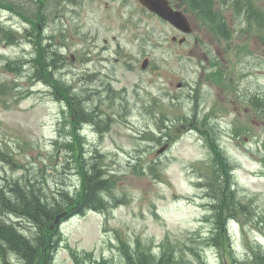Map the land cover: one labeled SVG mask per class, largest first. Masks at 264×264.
<instances>
[{"label":"rangeland","instance_id":"374dc122","mask_svg":"<svg viewBox=\"0 0 264 264\" xmlns=\"http://www.w3.org/2000/svg\"><path fill=\"white\" fill-rule=\"evenodd\" d=\"M259 3L264 8V0H259ZM99 6L103 5L97 2L87 8L91 12L88 16L92 17V20H87L84 24L88 29L99 26L102 28L101 42L104 37L117 36V41L110 45V55L113 60L114 55L119 56V42L122 45L127 44V38L129 39L132 31L122 28L120 14L126 11L123 9L120 13L117 2L116 10L113 12L116 28L111 33L106 32L103 29L105 28L103 18L106 20V16L98 11ZM226 18L231 28L236 31L231 43L232 48L225 43L217 42L202 23L195 21L193 23L196 27V35L200 38V45L209 46L215 52L220 51L222 53L220 57L225 62L227 71L236 70L234 77L247 75L240 78L242 91L247 89L252 93L264 94V39L255 33L240 36L238 20H235L231 13H228ZM138 19L144 21V18L138 17ZM8 20L0 11V25ZM147 20L164 42V47L159 46L160 49L150 51L155 63L163 71L164 76L159 77L162 81L153 83L149 80L150 77L159 74L157 71L149 76L145 75L143 80L139 68L129 69V65H116L117 81L114 87L128 92L123 93L122 98L115 102L113 106L115 110L109 109L107 102L102 104V108L106 111L110 110L113 113L118 111L110 132L102 137L95 130H91L95 133H90L87 137L86 153L89 157L93 156L96 150L104 154V162L108 169L120 177L114 194L119 198L126 195L128 203L120 204L106 215L88 213L86 216L68 219L61 226L65 242L57 252L54 264L72 263L69 247L81 254L93 253V257L99 261L107 259L110 264H125L120 251V238L130 243L141 240L144 245L157 248L166 236L172 243L178 241L189 256L186 258L194 264H199V260L189 250L190 247L203 250L207 264H223L217 251L210 250L206 244L205 238L209 235L212 224L205 220L206 212L202 204L205 191L194 182L199 173L194 165L204 162L209 154L204 140L195 132H185L181 139L163 154H158L157 151L164 143L144 141V129L155 128L156 120L146 114L145 110L143 112V107L152 103L154 98H158L159 101L169 104L173 115L171 100L178 97L174 102L176 106L186 112L191 111L194 104L189 99V92L186 88H179L178 84L182 80H187L196 86L201 71L197 58H189L184 53L172 54L171 49L165 47L167 37L170 35L167 27L152 20L151 17ZM261 34H264V31ZM244 44L249 45L250 52L239 53L233 48ZM3 53L5 57L11 58L16 56L18 50L10 47L3 51L0 44V54ZM138 55L136 51H133L132 55L129 54L131 62ZM5 57H0V80L14 81L13 75L3 70V64L7 59ZM201 61L202 65L208 63L205 56ZM111 67H114L113 62ZM97 79V75H92L89 83ZM19 83L20 88L26 91L31 87L24 80H19ZM211 88L215 91L214 97L209 95ZM211 88L207 85L202 86L204 101L200 105V111L206 112L209 107H213L214 102L216 103L214 107L219 110L224 106L225 110L219 111L217 122L219 141L237 165L236 181L240 193L249 197V200L253 198V206L258 211L264 212V168L256 154L258 144L264 140V120L250 107L244 105L236 94L233 95L230 91L224 92L214 86ZM7 105L8 108H5L0 104V149L8 152L19 165L29 168L32 176L39 174L41 167H47L48 173H54L55 168L61 169L62 156L57 158V148L54 144L59 138L62 121L63 109L60 104L36 92L28 95V98L20 104L8 101ZM178 112L180 113L179 109ZM247 126L252 127V137L245 138L244 141L236 138L237 132L234 127ZM52 159L55 160V164ZM153 161L162 164L161 168L165 170L166 175L164 182L157 181L152 176L134 174V165L141 163L144 169ZM22 171L0 159V185L3 179L16 177ZM54 175L58 179L57 182L63 184L65 181L67 187H72L73 183L77 182L74 174L65 176L54 173ZM48 189L53 193L56 183L51 181ZM255 223L256 219L250 225L254 226ZM23 228H27L23 235L31 238L30 224L23 222ZM260 228L263 229L260 233L251 229H247L244 233L238 226L231 227L238 259L246 255L247 241L261 244L264 249V227ZM224 259L227 264H231V257ZM84 263L86 264L87 260ZM0 264H3L1 258Z\"/></svg>","mask_w":264,"mask_h":264},{"label":"trees","instance_id":"16d2710c","mask_svg":"<svg viewBox=\"0 0 264 264\" xmlns=\"http://www.w3.org/2000/svg\"><path fill=\"white\" fill-rule=\"evenodd\" d=\"M207 2L210 4L209 0ZM236 2L238 3V1ZM244 5H248V3H244ZM4 88L5 85L0 86V93L8 94ZM66 98L77 118L97 121L96 113L82 107L80 100H73V97L68 94ZM178 121L188 125L194 122L192 123L193 126H197L204 124L205 118L199 121L195 116L191 119V117L188 118L186 114H183L178 116ZM174 127L175 122L171 121L167 115H162L159 128L163 134L160 141L175 140L179 135L172 133ZM202 133L207 134V131L204 130ZM147 135L150 140H154L152 132H147ZM212 151L213 158L205 166L207 171H203L201 176L208 182L213 181L212 184L208 183V187L211 190L210 197L213 201V217L216 225L212 229L209 240L212 246L223 253L229 252L231 243L226 227L227 221L244 214L243 211L246 210V206L238 201L230 188L229 168H232V164L222 156L217 146L213 145ZM78 159L79 168L77 170L81 175L82 184L80 192L75 197H70L64 189L58 190L55 195H48L41 185L38 186L29 178L23 184L20 181H7L0 189V250L3 257H8L7 255L12 251L26 264H49V257H53L60 240L58 228L55 225L57 215L68 209H73V213H81L86 210L107 211L109 209L110 206L104 194L111 190L110 178L96 163L89 166L83 163V156ZM149 170L155 176H161L158 164L152 163ZM221 174L225 176L223 184L218 179L213 178L214 176L218 178ZM13 215L17 218L27 219L34 225L31 238L25 237L17 224L10 221L9 217ZM121 244L128 264H186L184 257L187 256L184 251L177 249L169 240L161 246V250L157 254L152 253L150 248L143 246L139 241L135 243V246L125 241H121ZM193 250L195 249H192V252ZM195 251L198 252L196 253L197 257H201V252ZM250 252L249 257L251 259L248 263L264 264V256L259 249L251 247ZM201 263L205 264L203 261Z\"/></svg>","mask_w":264,"mask_h":264},{"label":"flooded vegetation","instance_id":"af4514ba","mask_svg":"<svg viewBox=\"0 0 264 264\" xmlns=\"http://www.w3.org/2000/svg\"><path fill=\"white\" fill-rule=\"evenodd\" d=\"M47 5H52L53 2H51V0H47L46 2ZM55 6H56V14H55V20L56 21H64L67 20V15L69 12V3L68 0H56L55 1ZM40 21H46L47 17L46 16H40L39 17ZM39 28H41V26H39ZM51 47V45H49ZM49 47V48H50ZM48 48V49H49ZM46 57H49V55H52V57L50 56V58L48 59L49 63L51 64L52 60H55V64H58L60 62V64H62L68 57L64 55V53L61 51L56 52V53H52L50 52L45 54ZM43 58V56H41V59ZM83 78H85V74L82 75Z\"/></svg>","mask_w":264,"mask_h":264},{"label":"water","instance_id":"95a60500","mask_svg":"<svg viewBox=\"0 0 264 264\" xmlns=\"http://www.w3.org/2000/svg\"><path fill=\"white\" fill-rule=\"evenodd\" d=\"M146 3L149 4V3H152V2L150 0H147Z\"/></svg>","mask_w":264,"mask_h":264}]
</instances>
